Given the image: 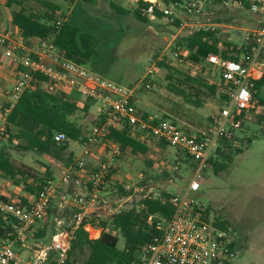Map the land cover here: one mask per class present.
Wrapping results in <instances>:
<instances>
[{"label": "built area", "instance_id": "obj_1", "mask_svg": "<svg viewBox=\"0 0 264 264\" xmlns=\"http://www.w3.org/2000/svg\"><path fill=\"white\" fill-rule=\"evenodd\" d=\"M143 1L157 3V0ZM208 2L191 0L186 12L204 14ZM246 2L251 13L264 19V0ZM235 5L240 4L237 2ZM66 21L67 18L62 16L56 19L58 27ZM196 30L214 31L216 25L203 23ZM0 45L4 47L5 55L13 58L18 67L13 87L0 89V142L6 136L9 115L29 89L40 86L55 94L71 96L78 93L83 98L106 106L105 122L94 125L86 137L83 159L69 165L59 179L48 181L38 194L26 197L25 202L20 199L3 200L0 197V212L12 231L6 236L0 234V264H68L76 233L83 222L87 218L98 222L103 211H106L107 217L120 212L114 209L105 194L108 178H112L114 161L122 155L120 146L109 138V132L111 129L122 130L125 126L144 132L140 136L144 142L152 139L166 144L176 149L178 159L195 163L188 189L170 198L173 212L167 216L155 215L150 218L158 234L152 242L142 246L137 264L233 262L237 256L236 232L232 227L216 225L212 216L208 221L204 220L207 206L190 194L200 190V180L212 167V161L221 158L219 151L223 152L228 147H244L241 133L244 131L245 119L260 105L255 96V78L264 75V25L246 30L240 61L224 59L214 53L206 58L209 64L220 70L218 85L227 102L214 115L212 124L195 135L171 120L139 115L135 102L136 88L119 84L90 66L68 58L60 52L53 39L16 37L0 27ZM153 75L154 70L149 69L144 81L145 88H152ZM54 139L58 143L68 140L63 133H57ZM95 145L103 146L107 157L93 167L90 160L93 159ZM174 169L179 170V166ZM161 197L160 194L156 195V198ZM54 206L64 216L56 221L57 232L51 243H35L31 246V237L37 226L46 219ZM84 228L90 238L98 230L103 232V228H95L91 222ZM105 231H109V228ZM17 245L22 252L17 250ZM23 250L31 253L24 257ZM73 264L79 263L76 261Z\"/></svg>", "mask_w": 264, "mask_h": 264}, {"label": "rangeland", "instance_id": "obj_2", "mask_svg": "<svg viewBox=\"0 0 264 264\" xmlns=\"http://www.w3.org/2000/svg\"><path fill=\"white\" fill-rule=\"evenodd\" d=\"M54 1L61 7L67 20L74 19L83 31L96 37L98 58L93 64L94 70L119 84L136 88L135 97L140 110L153 117L175 121L189 132L186 126H210L211 119L223 104L218 99L209 100L202 107L196 108L169 89L168 85L175 82L170 79V74L182 79L183 75L177 71L185 72L188 65H194L190 72H199V75L204 73L190 59L192 52L184 42L185 37L197 31L199 24H215V36L220 44L232 41L241 48L245 43L246 30L264 25L263 18L251 12L240 11L231 2L224 8L209 1L204 14L199 15L185 12L184 6L167 7L161 0H157L160 10L167 16H152L149 23H143L132 15L120 16L107 0H98L95 5L78 0L73 6L65 0ZM113 1L128 8L135 7L138 2ZM31 9L41 10L35 5ZM10 31L13 30L10 28ZM164 62H168L171 69L166 63L161 65ZM200 62L210 69L214 68L205 60ZM149 69L154 70L150 89L145 88L144 83ZM206 72L211 80L220 79V70ZM75 96L79 110L72 120L82 127L87 137L97 118L105 114L106 106L92 102L90 111L86 112V98L79 94ZM258 99V110L246 118L244 131L241 133L244 152L233 155L231 160L215 159L219 163V171L212 165L200 180V190L190 194L211 209L213 220L216 217L222 218L236 232L237 256L231 264H264V118H260L264 114V85L259 91ZM191 133L195 135L197 132ZM0 143L6 144L4 141ZM145 143L151 147L150 156L134 155L129 151L122 153L117 166H114L117 174L108 183L105 196L116 211L138 209L141 201L148 195L156 198L157 194L162 195L164 191L173 195L185 192L189 187L192 170L188 161L178 159L177 151L172 147L163 146L152 139ZM10 151L18 163L34 168L40 175L49 167L54 179L62 176L69 163L83 159V145L79 142H71L69 151L58 157L34 151H17L14 148ZM72 155L76 158L73 161L70 160ZM98 155V150L94 148L93 159L97 158L99 162L102 159ZM175 166H179V170L175 171ZM0 193L11 201L24 194L21 188L8 179H0ZM62 216L64 214L58 207L54 209L49 220L39 223L37 231L39 233L45 229V236L38 240L32 238L30 245L50 244L57 232L56 221ZM105 218L106 211H103L100 219ZM111 232L118 237V248L123 250L126 241L122 234L112 228ZM101 234L102 230H98L91 238L98 239ZM16 247L22 252L18 245ZM30 253L31 251L23 250L24 257ZM88 256V247L76 252L79 264H85Z\"/></svg>", "mask_w": 264, "mask_h": 264}, {"label": "trees", "instance_id": "obj_3", "mask_svg": "<svg viewBox=\"0 0 264 264\" xmlns=\"http://www.w3.org/2000/svg\"><path fill=\"white\" fill-rule=\"evenodd\" d=\"M65 1L73 6L78 0ZM79 1L95 5L98 0ZM107 1L120 16L132 15L143 23H149L152 16L157 18L167 16L166 13L160 10L158 3L139 0L135 7L128 8L113 0ZM161 1L167 7L176 6L180 8L184 6V11L186 12L188 3L191 0ZM209 1L224 8L227 7L229 2L233 5L238 2L240 5H235L238 10L250 12L249 4L246 0ZM33 5L38 6L44 12L31 9ZM7 7L13 9L12 24L20 30V36L26 39H53L55 45L65 56L94 69L93 64L98 58L96 37L89 32L83 31L74 19L67 20L61 27H58L56 23L57 17H65V15L54 0H8ZM14 7H17V9H14ZM216 33V30L193 31L185 37L184 42L192 52L190 57L192 61L200 62L206 60L211 53L220 54L224 59L241 60L243 48H239L232 41H224L220 44L216 39ZM165 63L168 66V62L161 63V65ZM168 68L170 67L168 66ZM177 72L182 74L183 78L177 79L170 74V79L175 82H171L168 87L171 92L182 97L187 103L200 108L209 100L218 99L222 104L227 102L226 97L220 91L219 80L209 81L207 77L194 75L190 71ZM255 80V96L259 98V91L264 85V75L256 77ZM92 102L94 103V101L86 99L84 111H90ZM78 110L79 105L73 95L51 93L40 86L36 89L27 90L8 117L7 132L3 140L6 144L0 145V179L10 180L13 185L21 188L24 193L31 196L38 194L48 181L54 179L50 168L46 167V172L40 175L34 168L18 163L10 150L14 148L17 151H34L58 157L69 149L71 142L84 144L86 141L84 131L81 126L72 120ZM138 114L146 118L150 116L140 109H138ZM260 118L263 119L264 114ZM105 119L106 114L100 115L95 125H102ZM173 122L176 123L175 121ZM57 133L65 134L68 140L62 143L56 142L54 137ZM143 134L144 132L138 129L134 130L129 126H125L122 130L111 129L109 138L120 146L122 153L130 151L134 155L148 157L151 153V147L140 139ZM162 145L168 146L166 144ZM243 152L244 147L241 149L228 147L223 152L219 151L218 154L221 158L231 160L233 155L242 154ZM73 159L72 155L70 160L73 161ZM70 164L72 163H69L67 167ZM212 165L216 171H219L218 162L212 161ZM115 173L116 170L113 169L111 175ZM110 180L109 177L108 183ZM171 197L172 193L164 191L161 198L150 196L143 199L138 209L120 211L105 219H100V216L98 217V222L87 218L76 233L68 264H73L77 261L76 252L84 247L89 248V256L85 264H137L142 246L152 242L158 234L155 225L150 223V218L155 215H170L174 210L170 203ZM19 199L23 202L26 201L24 196H20ZM54 209H57V207H53L45 220H49L53 216ZM210 217L211 209L207 207L203 219L208 221ZM215 221L216 225L222 228L231 227L229 222L224 221L220 217H216ZM89 222L95 228H103L100 238H90L89 232L84 228ZM38 228L37 226L34 237L32 236L31 239L35 238L38 240L45 236L46 230H41L38 233ZM106 228H109V231H105ZM111 228L119 231L125 239L126 245L123 250L118 248L119 239L117 236L112 235ZM10 232H12L10 224L0 212V234L6 236Z\"/></svg>", "mask_w": 264, "mask_h": 264}, {"label": "crops", "instance_id": "obj_4", "mask_svg": "<svg viewBox=\"0 0 264 264\" xmlns=\"http://www.w3.org/2000/svg\"><path fill=\"white\" fill-rule=\"evenodd\" d=\"M7 3H8V0H0V27H3L4 29L10 31V28L11 30L13 31H10L12 32L13 34H15L16 37H18L20 34V30L17 29L15 26H13L12 24V20H13V9H10L7 7ZM14 9H17V7H14ZM203 61V60H202ZM206 61V60H205ZM207 62V61H206ZM193 63H195L196 67L199 68L201 71L200 72H204L203 74H201L202 76L204 77H207L209 79V81H213L211 80L207 74L208 72H206L207 70L208 71H214L215 70V67L214 68H209L208 66H205L204 64H202V62H196V61H193ZM194 65H188L186 68V70L184 71H189L191 69H193ZM193 67V68H192ZM94 70V69H93ZM17 71H18V67L15 63V61L13 60V58L11 57H7L4 53V47H2L0 45V87L3 86V88H12L15 81H16V77H17ZM96 71V70H94ZM97 72V71H96ZM194 75H199V72L198 74L197 73H193ZM206 74V75H205ZM75 94H78V93H73V95L75 96ZM76 97V96H75ZM137 97H135V102H136V105H137V100H136ZM95 103V102H94ZM138 107V106H137ZM139 109V107H138ZM102 110V109H100ZM177 124V123H176ZM178 125V124H177ZM181 127V126H180ZM188 130H190V132H193V131H200L204 128L202 127H189V126H186ZM182 129H184V127L182 126L181 127ZM186 130V129H184ZM187 131V130H186ZM189 132V131H188ZM83 145V144H82ZM95 150L99 152V155L101 157V159L103 160L104 157L106 156L107 157V153L105 151V149L103 148V146L101 145H95ZM69 151V149H68ZM121 156L117 157L114 161V166H117L118 164V161L119 158ZM74 158V156H73ZM76 158H74L75 160ZM76 161V160H75ZM100 162V161H99ZM97 161V158H94L92 160H90V164L91 166H96L98 163ZM74 163V162H73ZM71 165V164H70ZM188 165L189 167L191 168L192 170V173L194 171V168H195V163L193 161H188ZM67 168V166H66ZM65 168V169H66ZM114 169V168H113ZM116 170V173L117 174V169ZM113 179H115V175L112 176ZM111 178V180H112ZM19 188V187H18ZM21 196H24L25 198L28 197V196H31L29 194H26L24 193L23 195ZM0 197L3 199V200H9V198L7 199V197H4L1 193H0ZM17 199H19V197H17ZM16 200V199H15ZM39 227V225H38ZM238 244V243H237Z\"/></svg>", "mask_w": 264, "mask_h": 264}, {"label": "bare ground", "instance_id": "obj_5", "mask_svg": "<svg viewBox=\"0 0 264 264\" xmlns=\"http://www.w3.org/2000/svg\"><path fill=\"white\" fill-rule=\"evenodd\" d=\"M94 234H95V232H94Z\"/></svg>", "mask_w": 264, "mask_h": 264}]
</instances>
